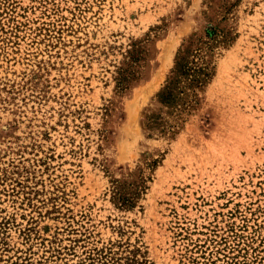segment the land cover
<instances>
[{"label": "rangeland", "instance_id": "obj_1", "mask_svg": "<svg viewBox=\"0 0 264 264\" xmlns=\"http://www.w3.org/2000/svg\"><path fill=\"white\" fill-rule=\"evenodd\" d=\"M0 264H264V0H0Z\"/></svg>", "mask_w": 264, "mask_h": 264}]
</instances>
